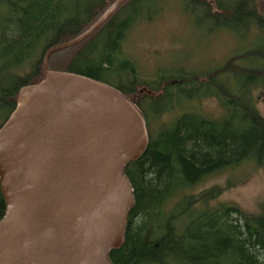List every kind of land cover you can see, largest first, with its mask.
Listing matches in <instances>:
<instances>
[{"label": "trees", "instance_id": "1", "mask_svg": "<svg viewBox=\"0 0 264 264\" xmlns=\"http://www.w3.org/2000/svg\"><path fill=\"white\" fill-rule=\"evenodd\" d=\"M115 1L0 0V128L14 110L19 91L43 80L44 54L83 34ZM161 1L127 0L89 39L53 53L47 60L48 71L108 86L114 77L127 76L126 87L113 88L129 98L137 76L120 47L130 29ZM185 7L193 15L201 13L203 22L239 33L255 28L264 37L256 0H185ZM253 42L254 47L237 57L261 60L262 67L235 66L236 71L229 72L243 77L245 84L230 88L218 84L217 92L204 96L223 101L226 113L220 121L184 113L168 126L151 129L155 119L178 104L186 88L209 83L218 71L201 78L171 74L176 81L162 87L149 109L141 108L143 97L135 100L146 123L148 144L142 156L122 171L132 189L133 207L125 219L122 245L107 256L109 264H264V207L258 215L231 206L211 209L207 207L211 190L196 197L181 196L168 213L164 211L169 198L188 192L215 172L245 161L264 168V119L247 99L253 86L264 88V44ZM73 49L64 65L52 64L57 54ZM166 80L160 78L153 88L146 84L147 89L156 94ZM4 213L0 193V221Z\"/></svg>", "mask_w": 264, "mask_h": 264}, {"label": "water", "instance_id": "2", "mask_svg": "<svg viewBox=\"0 0 264 264\" xmlns=\"http://www.w3.org/2000/svg\"><path fill=\"white\" fill-rule=\"evenodd\" d=\"M126 1L44 54L43 80L19 91L0 128V264H109L122 245L133 207L122 171L147 147L144 118L134 99L48 71L47 60L89 39Z\"/></svg>", "mask_w": 264, "mask_h": 264}, {"label": "rangeland", "instance_id": "3", "mask_svg": "<svg viewBox=\"0 0 264 264\" xmlns=\"http://www.w3.org/2000/svg\"><path fill=\"white\" fill-rule=\"evenodd\" d=\"M256 9L264 19V0H256ZM201 18V13L193 15L186 9L185 0H162L154 11L145 14V20L138 21L130 29L121 44V54L131 61L137 76V83L132 86L134 94L129 98L137 101L143 97L141 108L145 110L154 103V97L160 95L166 83L176 81L171 74L183 78H201L212 72L220 73L208 85L196 83L197 85L186 88L177 99L178 104L175 103L170 111L162 113L160 118L153 121L152 130L168 126L184 113L214 121L222 120L226 113L223 101L220 98L204 96L217 92L218 84L227 88L245 84L243 77H239L236 72H229L236 71V67H262L261 60L257 59L255 63L252 58L237 57L249 47H254L253 41L256 39L258 46L264 44V37L255 28L239 33L233 28L222 29L203 22ZM75 51L73 49L57 54L52 59V64L64 65ZM162 77L167 79L166 82L163 81L160 92L153 94L147 88L149 85L151 88L155 87ZM127 83L126 76L120 80L114 77L109 84L113 88L126 87ZM247 99L264 119V88L260 85L253 86L248 91ZM2 115L3 112L0 113V119ZM211 190L213 198L207 202L208 208L231 206L245 214L258 215L264 207V168L257 167L253 161H245L232 169L215 172L188 192L169 198L164 211L168 213L181 196L196 197ZM197 208H201V203Z\"/></svg>", "mask_w": 264, "mask_h": 264}]
</instances>
